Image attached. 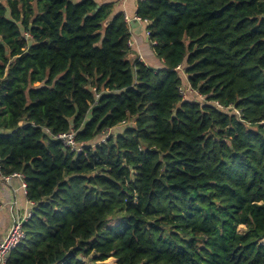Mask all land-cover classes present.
Listing matches in <instances>:
<instances>
[{
	"label": "trees",
	"instance_id": "16d2710c",
	"mask_svg": "<svg viewBox=\"0 0 264 264\" xmlns=\"http://www.w3.org/2000/svg\"><path fill=\"white\" fill-rule=\"evenodd\" d=\"M32 1L0 0L6 264H264V0H139L159 69L110 0Z\"/></svg>",
	"mask_w": 264,
	"mask_h": 264
},
{
	"label": "crops",
	"instance_id": "0c3cea01",
	"mask_svg": "<svg viewBox=\"0 0 264 264\" xmlns=\"http://www.w3.org/2000/svg\"><path fill=\"white\" fill-rule=\"evenodd\" d=\"M114 3V13H122L130 18L135 16L136 3L139 0H110ZM129 32L130 49L136 53L138 59L147 66L159 69L163 61L157 59L150 48L146 36L147 23L131 20L126 23ZM29 210V203L18 178L8 181L0 176V241L8 234L14 218L22 217Z\"/></svg>",
	"mask_w": 264,
	"mask_h": 264
},
{
	"label": "built area",
	"instance_id": "2783aa9c",
	"mask_svg": "<svg viewBox=\"0 0 264 264\" xmlns=\"http://www.w3.org/2000/svg\"><path fill=\"white\" fill-rule=\"evenodd\" d=\"M131 20L140 21V19L135 17V16L130 18L129 16L124 14V21L126 23H129ZM146 36L148 37L147 31H146ZM25 37L27 38L28 35L25 34ZM128 45H129V47L131 46L130 41H128ZM179 94L184 100L191 101L189 96L193 95L194 97H197L198 99H201L202 101H204V97L200 96L196 91L192 90L190 88L189 84H187L186 88L181 87L179 89ZM55 138L60 139L62 141L63 146L66 149H68L69 151L75 152V153L80 152V148H78L76 146V143L74 140V133L72 131L58 135ZM14 177L18 178L20 180L21 186H22L24 193L26 195V185L23 182V176L21 174L4 176L2 178L4 180L8 181L10 178H14ZM28 203H29V210L27 212H25V214L22 217L16 216L14 218L13 224H12L8 234L6 235V237L3 240L0 241V264H6V261L8 259L10 252L12 250H14L20 243H22V241L25 238V232L23 229V225L31 217V206H32V203H30L29 201H28Z\"/></svg>",
	"mask_w": 264,
	"mask_h": 264
},
{
	"label": "rangeland",
	"instance_id": "374dc122",
	"mask_svg": "<svg viewBox=\"0 0 264 264\" xmlns=\"http://www.w3.org/2000/svg\"><path fill=\"white\" fill-rule=\"evenodd\" d=\"M32 3H34V0L32 1ZM130 62H133L134 59L138 58V56L136 55V53L132 52L129 56L126 57ZM189 96V95H188ZM190 99L192 98L193 99V95H190L189 96ZM187 99V98H186ZM198 99V98H197ZM200 101H202L201 99H198ZM245 228L243 226H238L237 227V231L239 233H242L244 232Z\"/></svg>",
	"mask_w": 264,
	"mask_h": 264
}]
</instances>
